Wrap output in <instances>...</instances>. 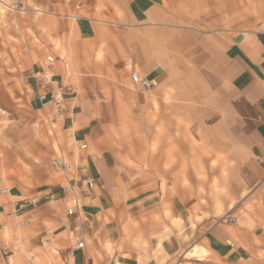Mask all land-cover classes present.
<instances>
[{
	"label": "crops",
	"instance_id": "1",
	"mask_svg": "<svg viewBox=\"0 0 264 264\" xmlns=\"http://www.w3.org/2000/svg\"><path fill=\"white\" fill-rule=\"evenodd\" d=\"M52 1L15 24L32 106L49 58L64 99L36 160L70 170L0 166V264H264V0Z\"/></svg>",
	"mask_w": 264,
	"mask_h": 264
},
{
	"label": "rangeland",
	"instance_id": "2",
	"mask_svg": "<svg viewBox=\"0 0 264 264\" xmlns=\"http://www.w3.org/2000/svg\"><path fill=\"white\" fill-rule=\"evenodd\" d=\"M3 1L10 3L13 0ZM22 1L29 11L21 15V25L25 24V15L56 19L62 16L57 11L58 6L62 5L59 1L51 0L46 5H41L39 0ZM80 7L81 4L77 3L76 8ZM16 21V14L0 5V166L7 167L15 160L25 161V166L27 163L44 165L42 160H36L40 158L37 153L42 155L48 151V146L55 145L56 135L61 134L62 127L58 121L59 113L53 106L38 110L32 106L27 95L28 77L33 69H29L25 63V35L16 26ZM49 62L47 68L51 71L53 61ZM145 89L149 91L150 88ZM59 157L51 159L44 166L65 178L70 169L64 172L52 166V161ZM228 215L230 218L227 219ZM232 217L234 218L229 212L223 213L217 221H231Z\"/></svg>",
	"mask_w": 264,
	"mask_h": 264
},
{
	"label": "built area",
	"instance_id": "3",
	"mask_svg": "<svg viewBox=\"0 0 264 264\" xmlns=\"http://www.w3.org/2000/svg\"><path fill=\"white\" fill-rule=\"evenodd\" d=\"M0 5L7 8V11L12 12L13 14L20 15L27 13L29 10L27 7L24 6V3L22 0H13L12 2H5L0 0ZM34 77L37 79V81L40 83V87L42 89V93L40 94V102L44 107L48 105V103H51L52 106L55 108L57 113H60L63 108V94L59 91H50L48 92V88L52 84V74L50 69L47 70H41L35 73ZM132 79L135 83H140L144 88H150L152 86L151 82L147 79L141 78L136 72L132 74ZM52 166L57 170L66 171L69 169L70 165L69 163L62 157L56 158L52 161ZM67 185L63 188V193H72L76 194V188L70 186L68 182ZM95 185L94 180H88L87 187L89 190L93 189ZM4 192L7 191L3 190ZM46 199L55 200L54 194L50 193L47 194ZM39 200L34 197L31 200V204L36 207ZM20 208L24 207V204L21 203L19 205ZM80 208V201L75 197L73 199V202L66 206L67 213L69 215H76V219L78 220V231H79V237L81 238L80 242L78 243L79 247L84 246V233H83V220L80 217V212L78 211ZM230 218L228 215L227 219ZM232 221V218H231Z\"/></svg>",
	"mask_w": 264,
	"mask_h": 264
},
{
	"label": "bare ground",
	"instance_id": "4",
	"mask_svg": "<svg viewBox=\"0 0 264 264\" xmlns=\"http://www.w3.org/2000/svg\"><path fill=\"white\" fill-rule=\"evenodd\" d=\"M3 1V0H1ZM49 61H53V58H49ZM204 252V249L199 248L197 246L193 247L192 249H190L186 255H189L190 257H198V256H202V253Z\"/></svg>",
	"mask_w": 264,
	"mask_h": 264
}]
</instances>
